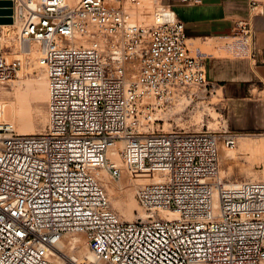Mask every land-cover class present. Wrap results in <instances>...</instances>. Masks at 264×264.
Listing matches in <instances>:
<instances>
[{
  "label": "built area",
  "instance_id": "2783aa9c",
  "mask_svg": "<svg viewBox=\"0 0 264 264\" xmlns=\"http://www.w3.org/2000/svg\"><path fill=\"white\" fill-rule=\"evenodd\" d=\"M10 1L46 69L47 124L19 134L0 104V264H264V181L220 177V148L239 135L155 127L162 102L209 85L171 6ZM251 42L241 19L219 47L247 58ZM20 66L0 53V83ZM104 175L132 182L144 218L111 207ZM164 210L177 218L154 216Z\"/></svg>",
  "mask_w": 264,
  "mask_h": 264
},
{
  "label": "rangeland",
  "instance_id": "374dc122",
  "mask_svg": "<svg viewBox=\"0 0 264 264\" xmlns=\"http://www.w3.org/2000/svg\"><path fill=\"white\" fill-rule=\"evenodd\" d=\"M69 1L75 4L78 0ZM156 5H158L156 0H143L145 11H150ZM131 12L134 20H145L142 13L138 14L139 10ZM0 53L7 61L12 59L21 61L17 74L0 83V104L3 106L4 116L12 122L17 133L43 132L47 124L46 74L45 67L38 59L37 45L21 43L18 38V24L5 26L0 28ZM207 82L209 85L206 90L196 87L185 89L186 93L196 95L192 99L182 97L162 102L161 107L157 109L158 120L155 127L164 132L179 129L200 130L206 127L209 129L224 128L238 134L239 138L241 136L250 137L248 140H251V145L249 143L243 146V149L239 146V138L234 148H220V176L229 181L242 179L264 181V91L244 86L236 87V90L230 93L224 87L213 86L209 81ZM259 153L263 155V158L259 157L261 156ZM247 157L249 158L246 159ZM107 178L109 179L108 176L106 178L103 176L102 182L107 190L110 205L122 218L127 220V212L124 210L125 200L127 203L131 201V198L135 200L132 182H127L128 180L123 178L124 188L119 189L120 193L117 195L110 187ZM114 182L117 181L114 180ZM114 196H118L115 197L116 200L118 199L117 202ZM141 211L146 214L142 208ZM161 214L157 212L154 216H161ZM137 215L140 216L137 209L128 211V217L132 216V219Z\"/></svg>",
  "mask_w": 264,
  "mask_h": 264
},
{
  "label": "crops",
  "instance_id": "0c3cea01",
  "mask_svg": "<svg viewBox=\"0 0 264 264\" xmlns=\"http://www.w3.org/2000/svg\"><path fill=\"white\" fill-rule=\"evenodd\" d=\"M170 5L184 23L189 52L203 55L206 80L231 93L236 87L264 91V0H156ZM246 20L251 28V57L235 58L219 47L232 32L236 20ZM224 52V53H223Z\"/></svg>",
  "mask_w": 264,
  "mask_h": 264
},
{
  "label": "bare ground",
  "instance_id": "6f19581e",
  "mask_svg": "<svg viewBox=\"0 0 264 264\" xmlns=\"http://www.w3.org/2000/svg\"><path fill=\"white\" fill-rule=\"evenodd\" d=\"M65 2L67 3V4H69V5H72V4H74V2L72 3V2H70L69 0L67 1V0H65ZM138 14H141L140 13V10H139V12H138ZM132 15V14H131ZM15 24H17V21L16 20H14L13 21V23L12 24H8V25H0V28H2V27H5V26H14ZM34 45V44H33ZM30 48V47H29ZM24 49V48H23ZM33 49V48H32ZM27 51V50H26ZM30 52V51H29ZM45 74H46V69H45ZM45 89H46V85H45ZM1 92V91H0ZM10 95V94H9ZM5 96V95H4ZM14 114V113H13ZM198 117V116H197ZM200 117V116H199ZM195 120V119H194ZM197 120H199V118L197 119ZM198 122V121H197ZM38 125V124H37ZM40 130V129H39ZM36 131V130H35ZM38 131V130H37ZM19 134H28V133H19ZM33 134H36V133H33ZM37 134H39V133H37ZM239 138V137H238ZM240 141H239V143H240V145L239 146H241V149H243V146L245 147V145L247 146V144H249L250 142H251V140H248V139H250V137H248V138H246V137H244V136H241L240 138ZM255 141V140H254ZM259 143V142H258ZM250 145H251V143H250ZM255 147H256V144H255ZM258 147V146H257ZM239 148V147H238ZM245 149V148H244ZM263 149V148H262ZM262 149H261V151H262ZM249 150V149H248ZM255 150V149H254ZM257 150V149H256ZM231 151V150H230ZM226 152H228V151H226ZM233 152V151H232ZM253 152V151H252ZM244 153V152H243ZM257 153V152H256ZM225 155H226V153H224ZM227 154H229V152L227 153ZM233 154V153H232ZM260 154V153H259ZM262 154H263V152H262ZM261 155V154H260ZM228 156V155H227ZM258 156V155H257ZM263 155H261V156H259V157H262ZM246 157V156H245ZM249 157H247L246 159H248ZM257 158V157H256ZM263 158V157H262ZM261 159V158H260ZM251 160V159H250ZM254 160V159H253ZM264 160V159H263ZM250 162V161H249ZM106 176L107 175H104V178H106ZM226 176V175H225ZM246 176V175H245ZM221 177V176H220ZM222 178V177H221ZM108 179V178H107ZM117 182H114V180L113 179H111V178H109L108 179V183H109V185H110V187L112 188V190L118 195V193H120V190L119 189H123L124 187V185H123V182H122V179L121 180H116ZM126 182V181H125ZM128 182V181H127ZM112 191V192H113ZM133 192V191H132ZM115 193H114V195H115ZM115 197L117 198L118 196H114V199H115ZM128 199V198H127ZM129 199H130V197H129ZM116 200V199H115ZM118 200V199H117ZM117 200H116V202H117ZM125 200V199H124ZM126 201V202H125ZM125 201H123V202H125V209L124 210H126V212H127V217H126V219L128 220V219H131L132 220V216H129L128 217V211L129 212H131L133 209H137L138 211H139V214H140V217H142V218H144L145 217V215H144V213L141 211V208L137 205V203L135 202V200L134 199H132L131 198V201L129 200V202L127 203V200H125ZM122 202V203H123ZM119 203V202H118ZM118 203H116V204H118ZM120 203H121V201H120ZM121 206H122V204H121ZM122 209V210H123ZM125 212V211H124ZM160 213H162L161 214V216H165L167 219H174V218H177V214L176 213H174L173 211H170V210H164V211H160ZM125 215V216H126ZM76 238H78L79 239V237H76ZM78 241H81L80 239L78 240ZM75 254L78 256V257H87V258H91V254H90V251H89V249L87 248V246H86V244H85V242H83V241H81V243H80V247H79V249L75 252Z\"/></svg>",
  "mask_w": 264,
  "mask_h": 264
},
{
  "label": "water",
  "instance_id": "95a60500",
  "mask_svg": "<svg viewBox=\"0 0 264 264\" xmlns=\"http://www.w3.org/2000/svg\"><path fill=\"white\" fill-rule=\"evenodd\" d=\"M12 2L10 0H0V25L13 23Z\"/></svg>",
  "mask_w": 264,
  "mask_h": 264
}]
</instances>
